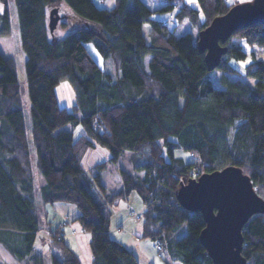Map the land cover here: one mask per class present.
<instances>
[{"label":"trees","instance_id":"1","mask_svg":"<svg viewBox=\"0 0 264 264\" xmlns=\"http://www.w3.org/2000/svg\"><path fill=\"white\" fill-rule=\"evenodd\" d=\"M148 1L162 5L152 9L144 0H116L114 7L100 8L93 0H14L30 130L17 62L0 51V245L20 264H45L36 248L43 229L34 201L32 149L46 181L41 209L56 203L77 205L81 215L73 221L91 234L92 264H139L135 253L110 234V207L134 192L145 204L143 238L166 240L168 251L182 264H214L200 240L206 227L203 215L185 209L177 199L182 185L236 166L250 176L264 199V59L252 52L253 60L244 67L254 85L223 77L224 88H217L208 78L212 71L197 45L198 35L177 36L169 21L153 18L158 11L171 12L177 0ZM197 2L202 20L200 11L186 2L171 14L180 23L191 21L198 34L237 4ZM63 3L88 24L63 39H50L48 10L60 12ZM0 33H5L4 25ZM238 41L263 50L264 25L235 31L217 69L240 73L231 62L244 61L248 54ZM89 43L104 64L111 61L115 74L97 63ZM64 80L75 92L72 111L58 101L56 87ZM78 122L87 135L75 140L68 130L54 134ZM95 144L109 149L112 161L131 153L132 171L120 170L122 189L115 194L102 183L107 162L95 165L92 175L82 166ZM176 149L194 161L178 159ZM49 228L45 233L50 237L51 264H82L64 240L63 226ZM243 234L247 264H264V214L253 216Z\"/></svg>","mask_w":264,"mask_h":264},{"label":"rangeland","instance_id":"2","mask_svg":"<svg viewBox=\"0 0 264 264\" xmlns=\"http://www.w3.org/2000/svg\"><path fill=\"white\" fill-rule=\"evenodd\" d=\"M95 4L100 8H112L116 4V0H93ZM150 8L157 9L159 8L162 3H152L148 0H144ZM251 0H227L229 4H239L243 2H247ZM183 2H186L193 8L199 10L200 12V18L203 19V13L200 10L199 4L197 0H177L176 1V7L170 12H156L153 15V18L158 20H169V29L174 32L177 36L184 35L186 33H192L193 36L196 38L198 35V31L196 27H194L189 20H185L184 22L180 23L178 22V19L171 18L170 16L173 14L175 15L178 10L180 9V6ZM53 10V9H52ZM52 10H48L49 20H50V14ZM173 13V14H171ZM7 14V15H6ZM61 20L59 21V24L57 28L54 30V32L49 33V38H57V39H63L68 34L72 33L73 31L85 27L88 24V21L82 19L80 16H78L67 4L63 3L61 5ZM7 16V20L4 18ZM64 23V24H63ZM0 25H4L5 33H0V51L4 55V57H13L15 58L17 62V74L19 79V84L21 86V95L23 100V108H24V117H25V124L27 126V130H30V101L28 97V91L25 85L26 79H25V69H24V54L21 51V45H20V35L19 30L17 26V19H16V11L14 6V0H0ZM90 25H94L93 23H90ZM148 30L149 25H144V33L146 36H148ZM237 42L236 39H233ZM234 41V42H235ZM238 43H241L243 45L244 50L248 54V57L244 61L236 62L232 61L231 65L233 67H236L239 69L240 73L237 74H230L228 71L223 69H215L214 71L210 72L208 74V78L214 83L215 87L217 88H224V85L222 84V78L227 77L231 80L241 79L244 81L249 82L250 84L254 85L255 80L248 78L244 74V67L249 64L253 60L252 52L256 54L257 59H264V49L261 50L260 48H252L248 46L244 41ZM89 52L92 54L94 59L97 61V63L102 67L107 69L109 73L115 74V71L113 69V65L111 61L106 62L105 64L104 59L99 54L97 49L94 47L93 44L89 43L86 45ZM149 60V57L147 58V61ZM56 93L58 97V101L61 107H65L68 110L72 111L74 108V105L76 103L75 101V92L68 80L61 81L60 84L56 87ZM80 118V113L77 114ZM62 130H68L72 132L74 139L77 140L82 135H87L86 129L84 126L78 122L69 124L61 129H58L54 132L55 135H58ZM94 142V139H92ZM130 152L126 153V157H121L118 161H112L111 156L112 153L109 149L100 146L98 144H95L94 147L90 148L85 156L83 157L82 166L86 170L87 173H90L92 175V170L95 167V165L107 162V168L102 174V183L106 186L109 194H115L120 191L122 187V179H121V173L120 170L124 169L127 171H132V165L130 164L129 159ZM32 161L34 164V171H35V194H34V201L36 204V211L39 212V216L41 218V224L43 232H41L38 235L37 241H36V248L37 252L39 254H42L45 259V264H47V256L49 252V247L47 248V235L45 233L46 225H47V212H48V220L57 222L60 217H66V219L70 222L74 220L77 216L79 217L81 215L80 209H78L77 205L69 204V203H57L56 205H51L42 210L41 209V203H40V192L42 187L46 184L45 178L43 175L40 174L37 168V156L35 153V150L32 149ZM175 157L178 159H182L185 163H192L194 161L193 157L186 151L182 149H176L174 151ZM129 202L126 201V199H118L116 200L113 205L110 207V210L112 212L111 218L114 222L116 220V216H121L122 218L126 219V226L124 227V231L122 230L121 234H125V236H129L130 238H140V242H135L136 244H139L140 248H142V251H144L143 256L141 258L139 257V264H150L153 263L151 260L154 261L155 264H181L177 262V260L173 261L172 257L168 253L167 248V242L166 240L163 241L164 247L166 246V249L159 253L155 249V241H153L150 238H143V227H142V213L143 209L145 208V204L142 201V199L139 197V195L134 192L129 197ZM120 208L121 210L118 211L117 209ZM55 217V218H53ZM74 223H70L67 225V230L69 228H72V225ZM185 233H187V225L183 224ZM118 230V228H117ZM120 230V228H119ZM118 230V231H119ZM129 233V234H127ZM183 234V235H184ZM119 235H115L114 237H117ZM90 237V236H89ZM72 240V238H71ZM0 264H6L2 260H0Z\"/></svg>","mask_w":264,"mask_h":264},{"label":"water","instance_id":"3","mask_svg":"<svg viewBox=\"0 0 264 264\" xmlns=\"http://www.w3.org/2000/svg\"><path fill=\"white\" fill-rule=\"evenodd\" d=\"M60 20L59 9H53L52 33ZM253 25H264V0L236 4L199 32L197 45L205 54L208 71L220 66L234 32ZM177 199L185 209L203 215L206 227L200 240L214 264H247L242 254L244 228L253 216L264 214V199L242 168L228 166L193 178L180 187Z\"/></svg>","mask_w":264,"mask_h":264},{"label":"crops","instance_id":"4","mask_svg":"<svg viewBox=\"0 0 264 264\" xmlns=\"http://www.w3.org/2000/svg\"><path fill=\"white\" fill-rule=\"evenodd\" d=\"M121 189H122V187H121ZM125 199H126V201L129 202L128 197H125ZM56 204H54V205H56ZM47 209H48V207H47ZM117 210L120 211L121 209L118 208ZM116 217L117 218L114 222L112 221V218H111V222H110V229H111L110 234H111L112 238L122 242L128 249L133 251L138 258L139 257L141 258V256H143L142 254H144V251H142V248L139 247L140 246L139 244L135 243V242L139 243L141 240H139L137 237L136 238H130L129 236H125V234H121L124 231V227L127 224L126 219L122 218L121 216H116ZM53 218H55V217H53ZM77 218H78V216L75 219H77ZM66 222H69V224L72 222L74 223L72 225V228L71 229L69 228L70 231L67 230ZM72 222L68 221L66 219V217H64V218L60 217V219L57 222L49 221L48 220V212H47V230L50 229L49 227H52V229H54L58 226H63L61 231L64 234V240L66 241L68 246L79 256V259H80L82 264H92L93 255H92V251H91V247H90L91 234L89 232H86L83 230L80 222L73 221V220H72ZM117 228H118V230L120 228V230L118 231ZM121 230H122V232H120ZM48 234H49V232L47 231V248L49 247V252H48V256H47V264H51V260H50V256H51L50 251L51 250H50V246H49L50 237L48 236ZM114 234L119 235V236L114 237ZM127 234H129V233H127ZM71 238H72V240H71ZM164 248L166 249V246ZM156 251H158V250L156 249ZM168 253L170 254L169 251H168ZM170 256L172 257L171 254H170ZM172 259H173V261L175 260L173 257H172ZM0 260L5 262L6 264H20L8 253V251L2 245H0ZM151 261L153 263H150V264H155L153 260H151ZM177 262L181 263L180 261H177Z\"/></svg>","mask_w":264,"mask_h":264},{"label":"built area","instance_id":"5","mask_svg":"<svg viewBox=\"0 0 264 264\" xmlns=\"http://www.w3.org/2000/svg\"><path fill=\"white\" fill-rule=\"evenodd\" d=\"M173 18V16H170ZM168 21H165V24H167ZM63 236H59V238H62ZM155 248L158 250L159 253H161L164 250V244L161 241H155Z\"/></svg>","mask_w":264,"mask_h":264}]
</instances>
